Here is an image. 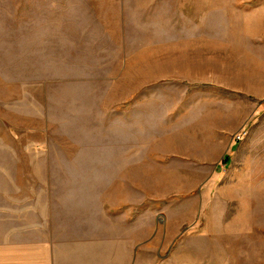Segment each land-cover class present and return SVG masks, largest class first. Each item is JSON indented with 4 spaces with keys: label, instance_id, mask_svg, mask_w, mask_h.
Segmentation results:
<instances>
[{
    "label": "rangeland",
    "instance_id": "rangeland-1",
    "mask_svg": "<svg viewBox=\"0 0 264 264\" xmlns=\"http://www.w3.org/2000/svg\"><path fill=\"white\" fill-rule=\"evenodd\" d=\"M259 1L0 0V215L55 228L95 196L102 259L115 235V264H264ZM227 52L260 80L205 75Z\"/></svg>",
    "mask_w": 264,
    "mask_h": 264
},
{
    "label": "crops",
    "instance_id": "crops-1",
    "mask_svg": "<svg viewBox=\"0 0 264 264\" xmlns=\"http://www.w3.org/2000/svg\"><path fill=\"white\" fill-rule=\"evenodd\" d=\"M183 1L181 7H187L188 9H198L202 14L203 9L205 16H212L213 14L220 13L221 17H229V9H243L257 8L261 4L259 0H179ZM215 9V11H214ZM220 9L219 11H217ZM196 13V11H195ZM253 14V10L251 12ZM196 23V20L190 22ZM210 22L213 23L211 20ZM224 22V21H222ZM246 25L245 34L250 41L254 40L255 35L258 36V32L255 28L258 27L259 20L253 18ZM255 23V24H254ZM239 33L227 32L226 38L233 40H239ZM213 39L212 36H210ZM222 37L221 39H223ZM239 42H234V47L239 46ZM252 42L250 47L252 46ZM211 46V45H210ZM213 47V46H212ZM223 47V45H222ZM249 47V48H250ZM229 48V47H228ZM213 50V48H211ZM211 59H204V74L207 71L216 73V69L219 71L216 78L224 79L225 81L232 82H249L251 85L253 82L260 80L259 71H255L254 60L251 56L241 55L236 59L232 57V54L226 53L225 56H213ZM209 58V57H208ZM239 58V59H238ZM235 65L233 67H230ZM227 68V69H222ZM200 71V70H198ZM198 71L196 68H192V73L197 76ZM214 74L211 75V78ZM206 78V76H205ZM94 196L88 198V202L82 204V208L79 209V214L71 222L69 216L64 218L60 215L57 219L66 221H57V227H53L54 224L49 222L45 217L38 216L34 219L28 217L26 220L19 221L16 218L6 217L0 215V264H115V248H116V236L115 224L111 226L108 224V228L104 227V231H108L110 234L113 231V238L109 237L108 243L105 245V252H108V259L104 257L102 259V239H101V213L100 206L96 205ZM9 210L2 205L0 212ZM46 222H45V221ZM65 228V229H64ZM70 228V229H68ZM72 231V235L69 232ZM12 233L4 236L5 233ZM112 249V257H111ZM106 254V253H105Z\"/></svg>",
    "mask_w": 264,
    "mask_h": 264
},
{
    "label": "built area",
    "instance_id": "built-area-1",
    "mask_svg": "<svg viewBox=\"0 0 264 264\" xmlns=\"http://www.w3.org/2000/svg\"><path fill=\"white\" fill-rule=\"evenodd\" d=\"M235 139L236 140H240L241 139V132L239 134L235 135Z\"/></svg>",
    "mask_w": 264,
    "mask_h": 264
}]
</instances>
